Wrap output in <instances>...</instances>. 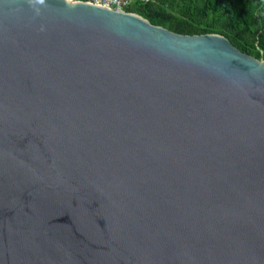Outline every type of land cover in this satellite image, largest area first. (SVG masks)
<instances>
[{
	"label": "water",
	"instance_id": "obj_1",
	"mask_svg": "<svg viewBox=\"0 0 264 264\" xmlns=\"http://www.w3.org/2000/svg\"><path fill=\"white\" fill-rule=\"evenodd\" d=\"M0 264H264V58L0 0Z\"/></svg>",
	"mask_w": 264,
	"mask_h": 264
},
{
	"label": "trees",
	"instance_id": "obj_2",
	"mask_svg": "<svg viewBox=\"0 0 264 264\" xmlns=\"http://www.w3.org/2000/svg\"><path fill=\"white\" fill-rule=\"evenodd\" d=\"M127 9L178 32L222 33L264 58V0H133Z\"/></svg>",
	"mask_w": 264,
	"mask_h": 264
},
{
	"label": "built area",
	"instance_id": "obj_3",
	"mask_svg": "<svg viewBox=\"0 0 264 264\" xmlns=\"http://www.w3.org/2000/svg\"><path fill=\"white\" fill-rule=\"evenodd\" d=\"M91 2L103 3L108 7L117 8V9H127V6L133 0H87Z\"/></svg>",
	"mask_w": 264,
	"mask_h": 264
},
{
	"label": "clouds",
	"instance_id": "obj_4",
	"mask_svg": "<svg viewBox=\"0 0 264 264\" xmlns=\"http://www.w3.org/2000/svg\"><path fill=\"white\" fill-rule=\"evenodd\" d=\"M39 3H43V0H38Z\"/></svg>",
	"mask_w": 264,
	"mask_h": 264
}]
</instances>
